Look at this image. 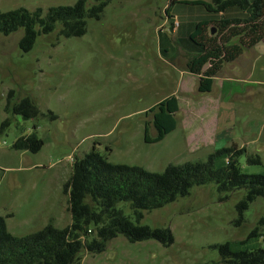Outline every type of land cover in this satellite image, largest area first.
I'll list each match as a JSON object with an SVG mask.
<instances>
[{
  "label": "rangeland",
  "instance_id": "374dc122",
  "mask_svg": "<svg viewBox=\"0 0 264 264\" xmlns=\"http://www.w3.org/2000/svg\"><path fill=\"white\" fill-rule=\"evenodd\" d=\"M195 1L110 0L100 19L87 20L84 35L65 38L55 30L38 36L28 53L18 47L22 29L0 35V123L11 121L0 136V215H13L6 218L11 235L33 233L49 220L59 229L70 224L68 195L63 192L71 175L69 160L84 156L94 145L112 164L154 173H162L167 165L206 161L236 146L245 150L238 158L241 171L264 174V83H252L264 81V73H255L257 66L251 64L258 50L233 64L236 77L244 80L234 84L236 90L227 93L219 76L211 92L199 93L198 78L185 69L187 54L199 52L189 35L199 21L220 15ZM75 2L0 0V12H45ZM166 9L175 18L167 17ZM206 34L214 35L210 30ZM10 90L13 101L29 96L43 116L23 119L7 111ZM171 95L179 104L176 129L160 142L146 143L147 122L149 136L156 135L149 109ZM32 132L43 141L39 152L11 148L17 137ZM253 154L260 164L247 162ZM226 158L224 153L215 155V166H224ZM244 195V190L235 191L220 201L214 184L195 186L188 196L144 212L139 221L169 228L171 246L154 240L130 243L118 235L104 252L83 251L74 264H216L214 245L228 242L232 251L264 249V199L250 203L243 223H235L236 204ZM117 208L136 222L127 203ZM255 229L260 235L250 236Z\"/></svg>",
  "mask_w": 264,
  "mask_h": 264
},
{
  "label": "trees",
  "instance_id": "16d2710c",
  "mask_svg": "<svg viewBox=\"0 0 264 264\" xmlns=\"http://www.w3.org/2000/svg\"><path fill=\"white\" fill-rule=\"evenodd\" d=\"M109 1L76 0L71 6H53L45 12L41 8L0 12V35L7 36L22 29L18 47L23 53L32 50L38 36L49 35L55 30L65 38L80 37L86 33L87 20L100 19ZM195 3L218 15L229 9H238L244 14L241 18L220 15L217 20L199 21L189 35L199 52L187 54L185 69L198 78L197 91L209 93L222 67L264 38V0H211L210 3L199 0ZM165 14L171 18L168 9ZM213 29L216 30L214 35L207 36V30ZM13 98L14 92L10 90L7 111L23 119L43 116L29 96L15 101ZM178 111L175 95L151 107L148 112L152 114L156 135L149 136L147 122L144 141L157 143L173 132ZM10 122L5 118L0 123V136ZM42 146L43 141L32 132L17 137L11 148L37 153ZM221 153L227 156L225 165L216 167L214 156ZM242 153H245L244 148L232 146L210 155L206 161L167 165L162 173H154L140 166L112 164L94 145L84 156L74 158L70 178L63 187L64 194L68 195V226L59 229L49 222L38 231L16 237L7 231L6 218L9 216L0 215V264H74L83 251L89 254L104 252L107 243L118 235L130 243L154 240L169 247L174 242L169 228H152L139 221L144 212L188 196L195 186L214 184L220 201L226 200L232 192L244 190V197L236 204L238 218L235 223L240 226L249 204L257 198L264 199V174L243 173L238 162ZM246 160L251 165L261 163L259 156L254 154L248 155ZM119 203L129 205L135 223L117 208ZM259 235L257 229L250 234ZM213 248L219 254L216 264H264V249L261 248L232 251L228 242Z\"/></svg>",
  "mask_w": 264,
  "mask_h": 264
},
{
  "label": "crops",
  "instance_id": "0c3cea01",
  "mask_svg": "<svg viewBox=\"0 0 264 264\" xmlns=\"http://www.w3.org/2000/svg\"><path fill=\"white\" fill-rule=\"evenodd\" d=\"M229 13V14H228ZM221 15L222 17H225V18H234V17H243L244 14L240 11V10H236V9H230V10H227L226 12L222 13V14H219ZM171 18H173L174 16L170 15ZM175 18V17H174ZM258 50L257 52V60L255 63H251L253 66H257L256 71H254L255 73L257 74H262L264 73V38L257 44L255 45L253 48H250V49H247L245 50L237 59H235L234 61H232L231 63H227L226 65L227 66H223L222 69L217 73V75L214 77L213 79V85H214V81L215 79H217V77L219 76H222V81H221V85L222 87L225 89L226 88V91L227 93H229V91L231 90H236V85L234 84H238L240 82H244L243 79H240V77H236V73L234 71V68H233V64H236L240 58L242 57H249L250 55V58H251V51H256ZM249 59V58H248ZM225 67H228V70H225ZM224 71V72H222ZM222 73V74H221ZM224 73V75H223ZM247 80L250 82L251 80L249 78H247ZM253 84H259V83H264V81L262 80H256V81H253L252 82ZM212 85V87H213ZM212 90V89H211ZM235 92H233L234 94ZM255 92H252L251 94H254ZM237 94V93H235ZM234 94V95H235ZM10 170H14L15 168H9ZM4 216V215H3ZM5 216H9V217H12L13 215L11 213L5 215ZM7 217V219L9 218ZM49 222H51V220H49ZM48 222V223H49ZM7 227V226H6Z\"/></svg>",
  "mask_w": 264,
  "mask_h": 264
},
{
  "label": "built area",
  "instance_id": "2783aa9c",
  "mask_svg": "<svg viewBox=\"0 0 264 264\" xmlns=\"http://www.w3.org/2000/svg\"><path fill=\"white\" fill-rule=\"evenodd\" d=\"M174 24H175V26H178V22H177V21H175ZM69 161H70L71 163H73L74 159L70 158Z\"/></svg>",
  "mask_w": 264,
  "mask_h": 264
},
{
  "label": "water",
  "instance_id": "95a60500",
  "mask_svg": "<svg viewBox=\"0 0 264 264\" xmlns=\"http://www.w3.org/2000/svg\"><path fill=\"white\" fill-rule=\"evenodd\" d=\"M214 33V30H211V34H213Z\"/></svg>",
  "mask_w": 264,
  "mask_h": 264
}]
</instances>
